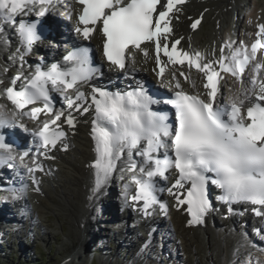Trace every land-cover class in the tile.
<instances>
[{"label":"snow or ice","instance_id":"1","mask_svg":"<svg viewBox=\"0 0 264 264\" xmlns=\"http://www.w3.org/2000/svg\"><path fill=\"white\" fill-rule=\"evenodd\" d=\"M76 2L82 7L74 30L85 40L96 32L101 33L103 54L111 65L126 69L128 56L134 62V52L138 50L147 57L148 49L141 45L152 43L159 76L163 77L167 64L186 63L203 73L206 81L203 87L207 90L203 97L199 93L186 92L179 80L173 77L177 90L174 98L165 101L175 109V120L169 123L167 114L151 109L157 101L142 86L124 93L93 87L91 104H87L85 92L77 89L74 99L67 98L68 108L75 107L77 112L94 108L91 136L95 142L96 159L90 165L95 169L94 191H99L110 179L116 161L125 149L129 158L132 150L137 149L143 157V164L139 167L140 175L133 178L136 188L131 200L145 216L152 215L150 210L156 205L165 216L168 215L167 202H160L156 195L165 189L157 186L155 178L167 179L166 173L175 170L178 178L166 190L175 198L178 210L180 206L187 205V213L191 217L189 225L203 223L211 209L209 184L222 190L223 195L219 199L229 205L230 213L234 211L231 205L243 203L253 206L251 211L255 216L264 217V77L257 71L247 86L243 81L249 64L257 59L258 54H264V24L257 26L256 39L250 45L244 41L236 48L224 45L217 58L207 61L205 54L199 51L189 53L179 49L180 39L169 43L173 32L172 18L186 0H163V3L162 0ZM51 3L52 0H0V20L16 27L23 54L30 51L32 43L40 36L35 23L18 20L17 17L34 10L36 4L41 6L38 14L43 16ZM199 24L197 19L191 27L196 29ZM226 48L229 49L227 53ZM88 53V48L70 53L65 59L75 62L76 66L67 70L58 65H52L46 72L37 68L19 88L16 83L21 76L14 77L0 93L13 106L10 113L0 106V127L22 115L39 120L41 114L53 113L49 85L52 89L58 85L63 89H74L98 71L90 67ZM161 53L167 57L166 62H162ZM254 67L259 70L264 65L256 64ZM222 73L230 74L242 84L239 94L223 106L217 103ZM37 104L42 106H35ZM29 105L33 107L29 109ZM62 117L69 127L76 126L71 112L60 111L53 113L52 119L43 120L32 132L39 140V148L45 150L41 153L45 159L53 158L48 156L47 150L56 149L58 143L63 150L68 148L64 143L66 132L57 123H63ZM160 148L165 149L163 158L154 155ZM25 155L27 153L20 155L19 159L22 161ZM16 158L13 145L0 135V161ZM28 171H43V167L34 160ZM33 183L39 192V181L35 177ZM186 184L189 186L186 195L173 191L184 189Z\"/></svg>","mask_w":264,"mask_h":264},{"label":"bare ground","instance_id":"2","mask_svg":"<svg viewBox=\"0 0 264 264\" xmlns=\"http://www.w3.org/2000/svg\"><path fill=\"white\" fill-rule=\"evenodd\" d=\"M199 1L200 0H186L184 7L180 11L174 13V17L172 18L173 32L170 36L169 43L175 39H180L181 42L177 46L179 49L189 53L199 51L205 54V59L207 61L217 58L219 56V49L224 45H230L232 48H236L241 41L250 45L256 39V33L258 31L257 26L259 24H264V7L255 11H250L251 14L248 17L247 30L243 29L239 41L236 40L233 44L232 35L235 33L237 34L236 29L240 23V15L237 14V8L246 7V5L249 6V0H213L212 2L205 4L200 3ZM233 12L235 13L234 21ZM197 19L200 20V24L198 25L199 29L200 27H203L202 23H205V21L212 20V24L208 26L207 32H203V29L200 30L199 33H196V35L194 33L190 34L189 31H192L191 24ZM55 32L56 36L59 37L58 33H61L62 30L56 28ZM247 32L250 33V37L247 36ZM12 33V30L4 29L3 33H0V38L1 36L5 37ZM71 37L76 38L73 35ZM88 41L96 47L98 42L97 32L94 33L92 38ZM1 42L2 40L0 39V74L3 72L9 76L11 75V72L8 71L7 73L6 70L8 65H14L16 70L15 73H19L21 71L18 63L19 56L18 54L13 53V49L16 52L22 53L24 50L23 47L19 43H11L7 45L1 44ZM8 46L10 49L8 52V55H10L9 61L3 59L2 54ZM141 47H146L148 49V56L145 57L142 52L136 50L134 52L135 60L133 62L131 56H129L126 70L136 71L140 76L148 77L153 80L155 77V68L151 54L152 47L151 45L146 44ZM228 51L229 49L226 48L225 52L227 53ZM43 58L45 59V56H43ZM32 59H34V61L37 60L35 57ZM47 60L48 59H45V61ZM166 61L167 60H165V62ZM256 64L264 65V54H258L257 59L251 62L250 67L247 69L243 77L244 86H247V82L257 71H259L260 75L264 77V68L257 70L254 67ZM106 67L108 72H114L111 67ZM178 68V65L167 64L162 83H165L169 88L176 90L175 80H179L183 90H191L197 93L204 92L201 88L203 83V73L186 65L181 67L180 70H178ZM181 72L184 73V75H181L184 76L183 83L180 78ZM170 74L175 77V80L172 76L170 77ZM167 75L170 77L169 80ZM193 83H195V88H193ZM6 87V75H2V78L0 79V93H2L3 89ZM241 87L242 84L240 80H237L234 77L225 78L223 76L220 90L217 95V103L221 106L228 104L234 96L239 94ZM0 98L3 107L10 113L13 106L4 95L0 94ZM77 116L78 115L76 114V117ZM22 117H24L25 120L30 121L27 115H22L17 119ZM89 121L90 120L87 116H78V119L75 120L76 126L74 128L64 124L66 132L64 143L68 145L67 150H63L60 145L50 153H47L48 156L54 158L55 162H45V157L42 159V167H45L47 170L48 175L51 178V183L48 182L44 189L39 188L40 191L34 195H27L29 196V198H27L29 203L27 205L25 203L24 206H27V212L30 217H21L16 214V211L11 207V203H9L13 201L12 198H5L6 201L4 203L8 202L7 204L0 202V232H3L5 229L8 235L9 233L16 235L18 231L30 233L33 230L32 221L39 222L40 219L45 218L47 213H52L57 217L63 216L67 220V225L70 229L66 235L68 239H70L71 245L69 248V254H72L73 250L76 252L78 249L83 248L84 241L81 239L83 234L87 237L90 236L91 238L89 240L91 241L97 237L98 230L104 231L105 227H103V225L108 221L107 220L105 223L104 220L109 218L111 221V219L114 218L115 206L110 201V197L115 194V191H113L111 187L112 176L99 191H94L96 187L95 172L90 165L93 164L95 159L91 125ZM28 160L30 161V158ZM121 162L128 163L126 162V159L118 160L117 166H119ZM142 164V160L137 161L138 166H141ZM0 185L3 186V182L0 183ZM169 185L170 183H168L167 187H169ZM173 191L180 192L181 190L173 189ZM120 192L122 194L124 193L125 196H128V199L131 198L132 193L128 186H125L124 184L121 185ZM19 196L21 197L20 194ZM162 198H169L171 201H169L168 215L165 216L163 222H160L158 228H154V225L157 222H154L152 219V221L141 225L139 228L141 230H143V228L147 229L144 237H141L137 231L131 232L129 228L124 229V233L119 234L118 238L114 239L109 236L113 243L116 244V249L124 247L125 245L127 248L134 245L135 240L137 239L135 238L133 241L130 240L131 243L127 240V236L129 235H135L140 239L142 246L143 243H150V239H156V234L159 230L162 236L161 241H163V238L165 240H172L174 241L176 248H182L184 253H188V255L193 257V261L189 260L188 264H201V256L204 257L203 264H230L235 262L236 256L247 258L252 254L255 242L251 241V230L247 232L245 227L246 222L257 223V221L251 217H244L240 220L239 217L234 216L230 218L229 221H223L218 219V216L220 215L208 216V219L203 225H189V219L185 214L183 207L180 206L179 210L177 209L176 200L173 196L169 195L168 191L162 195ZM1 200L2 199H0V201ZM16 204L15 207H24L18 201ZM117 206L120 208L123 207L120 205ZM138 207L139 206L134 205L133 202H130V208L133 209L135 213L139 211ZM134 212L129 217L132 218L133 222L136 221L135 217H139L136 216ZM142 215L144 214L142 213ZM102 222H104V224ZM13 223L17 224V226L14 227ZM261 225L264 227V223ZM148 232L149 234L147 235ZM43 233V231L40 232L42 237ZM18 235L19 234L16 236L19 237ZM146 235L149 237L147 238ZM262 236H264V234ZM201 242H205L204 246H200ZM260 242L262 243V241ZM12 245L14 246V244ZM262 246L264 247V245ZM20 249L21 248L17 247L19 256L21 255ZM101 253L109 254L106 252ZM138 258L140 259L139 262L133 264H150L149 261L140 258V256ZM104 260L105 262H102V264H125L119 263L116 256L111 254L104 256Z\"/></svg>","mask_w":264,"mask_h":264},{"label":"rangeland","instance_id":"3","mask_svg":"<svg viewBox=\"0 0 264 264\" xmlns=\"http://www.w3.org/2000/svg\"><path fill=\"white\" fill-rule=\"evenodd\" d=\"M213 0H200V3H210ZM249 6L246 7H239L237 8V14L240 15V23L237 27V34H233V44L240 39L243 29L247 30L248 28V17L251 14L250 11L258 10L259 8L264 7V0H249ZM257 8V9H256ZM234 12H233V21H234ZM232 21V23H233ZM211 21H205L203 27L197 26V30L192 29L189 31L190 34L199 33L200 30L208 31V26ZM207 27V28H206ZM194 30V31H193ZM247 36L250 37V33H246ZM205 35V34H204ZM6 55H4L3 59ZM7 58V57H6ZM6 60V59H5ZM9 64V63H8ZM14 65H8L6 68L7 73L13 72L11 70ZM12 67V68H10ZM2 75L8 74L3 73L0 74L1 78ZM172 75L170 74V77ZM169 75H167L168 80L170 79ZM173 77V76H172ZM0 78V79H1ZM9 78V76H8ZM181 82H184V76H181ZM118 193V192H117ZM119 199V193L116 195L113 194L110 197V201H116ZM111 201V202H112ZM115 206V204H114ZM114 213L116 214V208L114 209ZM15 213V212H13ZM218 219H221L218 216ZM108 220V221H107ZM112 220V219H111ZM41 221V222H40ZM107 221V223H106ZM109 218L102 222L104 225V231L98 230L97 237L93 240H89L91 237H87L83 234L81 239L84 241V246L82 249H78L76 252L72 251L70 253V239L67 237V232L70 230L67 225V220L63 216H54L52 213H47L45 218L40 219L39 222L32 221L33 230L30 233H26L23 231H18L16 233L19 234L17 237L16 235H9L6 233L5 229L3 232H0V264H102L105 262L104 256L107 255H114L119 263H136L139 262L140 258H143L150 262V264H188V261H193V257L188 255V253H184L182 248H176L174 241L172 240H165L161 241L162 236L159 232L157 233L156 239H150V243H143L141 245V240L138 239L135 235L127 236V240H135L134 245L127 248L126 245L119 249H116V244L109 238V236L118 238V236H114L112 232L107 230V226H109ZM35 223V224H34ZM41 223V227H40ZM111 223V221H110ZM101 225V223H100ZM42 228V229H41ZM101 228V227H99ZM43 231V237L41 236L40 232ZM101 231V232H99ZM108 231V232H107ZM137 230H131V232ZM137 233L142 237L143 232L137 231ZM102 234V235H101ZM104 234V235H103ZM134 234V233H133ZM160 235V236H159ZM17 237V238H16ZM131 237V239H130ZM149 236H147L148 238ZM112 238V239H113ZM251 241L258 242V238H253L252 234L250 235ZM113 239V240H114ZM254 239V240H253ZM19 240V241H17ZM118 240V239H117ZM116 242V241H115ZM131 242V241H130ZM118 243V242H116ZM132 243V242H131ZM14 244V246L12 245ZM21 248L19 256L17 247ZM205 242H201L200 246H204ZM142 247V248H141ZM141 248V249H140ZM175 248V249H174ZM101 252H106L109 254H103ZM258 251H254L252 256L249 258L243 256H236L235 262L230 264H264L263 257H260L257 254ZM79 254V255H77ZM77 255V257H76ZM76 257V258H75ZM202 257V262H204V257ZM79 258V259H78ZM217 264V263H215Z\"/></svg>","mask_w":264,"mask_h":264}]
</instances>
